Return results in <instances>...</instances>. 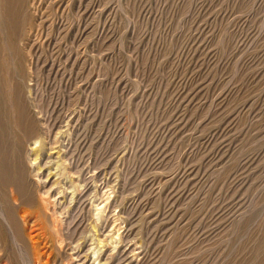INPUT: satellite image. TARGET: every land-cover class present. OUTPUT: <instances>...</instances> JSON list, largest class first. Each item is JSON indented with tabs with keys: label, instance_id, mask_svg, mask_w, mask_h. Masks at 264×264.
<instances>
[{
	"label": "rangeland",
	"instance_id": "obj_1",
	"mask_svg": "<svg viewBox=\"0 0 264 264\" xmlns=\"http://www.w3.org/2000/svg\"><path fill=\"white\" fill-rule=\"evenodd\" d=\"M32 12L27 85L52 131L23 160L33 207L48 225L55 209L68 240L34 253L28 241L22 263L263 256L264 0H33Z\"/></svg>",
	"mask_w": 264,
	"mask_h": 264
},
{
	"label": "bare ground",
	"instance_id": "obj_2",
	"mask_svg": "<svg viewBox=\"0 0 264 264\" xmlns=\"http://www.w3.org/2000/svg\"><path fill=\"white\" fill-rule=\"evenodd\" d=\"M32 4L33 0H0V245L11 264H23L22 257L28 250V241H31L30 252L34 253L38 252L37 247L40 244L35 243L39 240L46 241L45 245L49 241L62 245L68 240L63 232V217L61 218L55 209L51 212V225H48L46 209L38 205V208L33 207L35 198L23 160L26 145L31 142L34 152L32 160L36 163L42 155L40 150L46 145L45 139L52 131H44L40 121L34 117L33 108L37 105L29 96L32 95V89L27 85L28 58L23 44L30 39L29 36L36 27L32 23L35 19ZM57 136L58 132L54 137L52 135V143H56ZM31 166L29 170L32 169ZM40 169L38 166L37 171ZM23 206H31L34 209L25 210L27 215H20ZM20 217H23V221ZM31 219L34 220L32 227H26ZM35 239L38 240L34 242ZM74 239L70 238L71 243L75 242ZM52 242L50 244H53ZM17 244L22 249L19 250ZM76 245L79 243L76 242ZM258 250L259 256H263L252 264H264V244H261ZM38 257L40 258L39 255Z\"/></svg>",
	"mask_w": 264,
	"mask_h": 264
}]
</instances>
